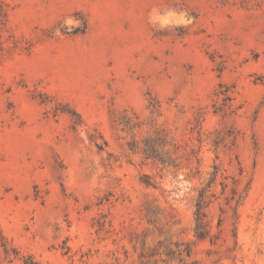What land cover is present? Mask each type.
I'll return each instance as SVG.
<instances>
[{"label":"rangeland","instance_id":"374dc122","mask_svg":"<svg viewBox=\"0 0 264 264\" xmlns=\"http://www.w3.org/2000/svg\"><path fill=\"white\" fill-rule=\"evenodd\" d=\"M264 264V0H0V264Z\"/></svg>","mask_w":264,"mask_h":264},{"label":"trees","instance_id":"16d2710c","mask_svg":"<svg viewBox=\"0 0 264 264\" xmlns=\"http://www.w3.org/2000/svg\"><path fill=\"white\" fill-rule=\"evenodd\" d=\"M29 264H35V263L30 262Z\"/></svg>","mask_w":264,"mask_h":264}]
</instances>
